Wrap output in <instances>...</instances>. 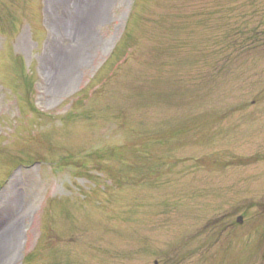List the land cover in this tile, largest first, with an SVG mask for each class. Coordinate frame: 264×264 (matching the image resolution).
I'll return each mask as SVG.
<instances>
[{
	"label": "rangeland",
	"instance_id": "1",
	"mask_svg": "<svg viewBox=\"0 0 264 264\" xmlns=\"http://www.w3.org/2000/svg\"><path fill=\"white\" fill-rule=\"evenodd\" d=\"M0 264H264V0H0Z\"/></svg>",
	"mask_w": 264,
	"mask_h": 264
},
{
	"label": "bare ground",
	"instance_id": "2",
	"mask_svg": "<svg viewBox=\"0 0 264 264\" xmlns=\"http://www.w3.org/2000/svg\"><path fill=\"white\" fill-rule=\"evenodd\" d=\"M65 0H59V3H64Z\"/></svg>",
	"mask_w": 264,
	"mask_h": 264
},
{
	"label": "water",
	"instance_id": "3",
	"mask_svg": "<svg viewBox=\"0 0 264 264\" xmlns=\"http://www.w3.org/2000/svg\"><path fill=\"white\" fill-rule=\"evenodd\" d=\"M239 221L242 222V218H240Z\"/></svg>",
	"mask_w": 264,
	"mask_h": 264
}]
</instances>
